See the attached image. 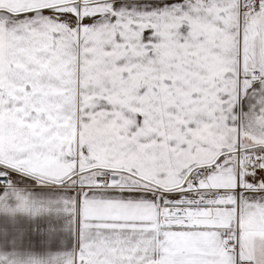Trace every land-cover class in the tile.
Masks as SVG:
<instances>
[{
	"label": "snow or ice",
	"instance_id": "1",
	"mask_svg": "<svg viewBox=\"0 0 264 264\" xmlns=\"http://www.w3.org/2000/svg\"><path fill=\"white\" fill-rule=\"evenodd\" d=\"M0 264H264V0H0Z\"/></svg>",
	"mask_w": 264,
	"mask_h": 264
}]
</instances>
